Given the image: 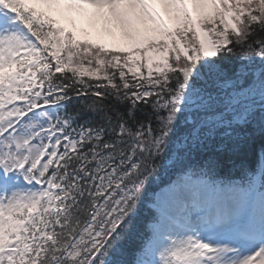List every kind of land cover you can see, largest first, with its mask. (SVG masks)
<instances>
[{"label":"snow or ice","instance_id":"1","mask_svg":"<svg viewBox=\"0 0 264 264\" xmlns=\"http://www.w3.org/2000/svg\"><path fill=\"white\" fill-rule=\"evenodd\" d=\"M0 264H264V0H0Z\"/></svg>","mask_w":264,"mask_h":264},{"label":"trees","instance_id":"2","mask_svg":"<svg viewBox=\"0 0 264 264\" xmlns=\"http://www.w3.org/2000/svg\"><path fill=\"white\" fill-rule=\"evenodd\" d=\"M245 166L249 169L248 175L254 174L255 177L259 175L258 164L254 154H249L247 160L245 161ZM168 168H171L170 166ZM180 173L170 172L164 177L157 176L154 178L152 187L147 193V197L143 202L142 208L140 210V215L136 223V227L133 229L129 239L124 244V259L131 262L134 258H140L143 255L142 240L146 234L150 233V228L153 223V216L155 215L156 209L151 207L150 204L154 202V195L156 190L163 184H167L171 179L175 178ZM159 177V178H158ZM233 182H242L246 177L239 168L230 170L229 173L222 177Z\"/></svg>","mask_w":264,"mask_h":264},{"label":"rangeland","instance_id":"3","mask_svg":"<svg viewBox=\"0 0 264 264\" xmlns=\"http://www.w3.org/2000/svg\"><path fill=\"white\" fill-rule=\"evenodd\" d=\"M145 71H146V69H145ZM165 163H166V164H170V162H167V161H166ZM172 171L177 172V170H175V169H173V168H168V167H167V168H163L158 176H159V177H160V176L164 177L167 173H170V172H172ZM159 177H158V178H159ZM256 179H257V181H258V180H259V176H257ZM168 186H169V185H167V186H165V187H162L161 189H159V190L156 192V194L159 193L162 189L167 188ZM156 194L154 195V202H155ZM154 202H152V204H151L153 207H155V206H154Z\"/></svg>","mask_w":264,"mask_h":264}]
</instances>
